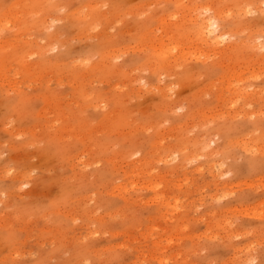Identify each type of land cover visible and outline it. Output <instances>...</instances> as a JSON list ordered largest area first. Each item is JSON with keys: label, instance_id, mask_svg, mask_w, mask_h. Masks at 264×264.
<instances>
[{"label": "rangeland", "instance_id": "obj_1", "mask_svg": "<svg viewBox=\"0 0 264 264\" xmlns=\"http://www.w3.org/2000/svg\"><path fill=\"white\" fill-rule=\"evenodd\" d=\"M0 264H264V0H0Z\"/></svg>", "mask_w": 264, "mask_h": 264}, {"label": "bare ground", "instance_id": "obj_2", "mask_svg": "<svg viewBox=\"0 0 264 264\" xmlns=\"http://www.w3.org/2000/svg\"><path fill=\"white\" fill-rule=\"evenodd\" d=\"M219 27L220 23L216 20H213L212 18H205L201 21H198L197 23L198 33L200 34L201 38L208 41V43L211 38L214 39V42H220L222 39L227 37V34L223 35L221 32L217 35H213L216 34L217 31L219 32Z\"/></svg>", "mask_w": 264, "mask_h": 264}]
</instances>
